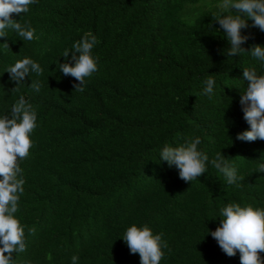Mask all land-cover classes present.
<instances>
[{
  "label": "trees",
  "instance_id": "1",
  "mask_svg": "<svg viewBox=\"0 0 264 264\" xmlns=\"http://www.w3.org/2000/svg\"><path fill=\"white\" fill-rule=\"evenodd\" d=\"M205 1L38 0L28 14H13L37 37L0 38L8 43L0 49V115L20 95L37 111L33 146L18 161L25 183L15 215L26 247L13 253V264H70L73 255L77 264H140L120 238L133 223L167 241L160 264H240L239 253L225 255L207 231L225 204L264 208V173L256 171L264 141L235 139L249 127L239 104L243 68H264L248 52L225 55L227 40L213 19L236 13L205 9ZM243 31L251 35L246 50L264 45V32ZM85 33L98 40L97 71L76 91L56 66ZM26 56L43 72L14 92L4 71ZM209 76L211 97L201 94ZM32 79L41 82L38 93ZM195 137L209 160L221 153L236 167L238 187L210 164L185 182L158 162L165 143Z\"/></svg>",
  "mask_w": 264,
  "mask_h": 264
},
{
  "label": "clouds",
  "instance_id": "2",
  "mask_svg": "<svg viewBox=\"0 0 264 264\" xmlns=\"http://www.w3.org/2000/svg\"><path fill=\"white\" fill-rule=\"evenodd\" d=\"M37 2L0 0V38L8 37L9 32H14L24 42L37 38L35 29L29 23L22 24L12 18L13 14H28L30 7ZM218 8L222 13H236L215 15L213 19L227 40L228 48L224 54L233 57L248 52L264 68V45L253 44L247 50L242 47L251 38L243 30L255 27L264 32V0H219ZM97 43L95 35L85 33L72 43L71 49H64V62L56 66L62 75L74 78L73 88L76 91H83L86 78L97 71L98 57L92 53ZM7 47L6 40L0 42V49ZM4 72L9 73V79L15 82L16 86L12 88L15 92L26 77L30 79L32 74L40 76L43 69L37 61L26 56ZM242 77L240 80L246 82V88L240 91L239 104L242 118L249 127L238 132L235 139L264 141V73L258 74L254 67L243 68ZM202 85L201 94L211 97L214 94V79L209 76L202 81ZM41 86L39 80H31L30 88L34 92L38 93ZM36 127L37 111L23 95L15 100L7 114L0 115V264H13V253L23 252L26 247L25 227L15 215L25 183L18 161L28 157L33 146L31 134ZM199 144V137L175 146L165 143L159 150L158 162H166L169 168L175 167L179 178L185 182L204 175L210 164L227 184L238 187L240 177L236 167L221 153L209 160L198 149ZM256 171L264 173V162L258 163ZM216 218H219L218 226L215 230L208 229L207 234L215 239L225 255L232 257L238 252L240 264H264V257L261 256L264 253V208L228 203L218 209ZM120 238L131 254L139 255L140 264H160L164 250L168 248L162 234L154 233L146 224H131ZM77 262L78 257L73 255L70 264Z\"/></svg>",
  "mask_w": 264,
  "mask_h": 264
},
{
  "label": "rangeland",
  "instance_id": "3",
  "mask_svg": "<svg viewBox=\"0 0 264 264\" xmlns=\"http://www.w3.org/2000/svg\"><path fill=\"white\" fill-rule=\"evenodd\" d=\"M201 6H202V4L199 5V6L193 7L192 9H194V10H196V11H199V9H200ZM214 7L218 8V3L213 2V0H206V1L204 2V8H205V9H208V8H214Z\"/></svg>",
  "mask_w": 264,
  "mask_h": 264
}]
</instances>
